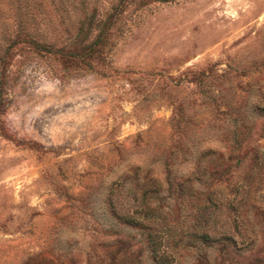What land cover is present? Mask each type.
I'll use <instances>...</instances> for the list:
<instances>
[{
	"label": "rangeland",
	"instance_id": "rangeland-1",
	"mask_svg": "<svg viewBox=\"0 0 264 264\" xmlns=\"http://www.w3.org/2000/svg\"><path fill=\"white\" fill-rule=\"evenodd\" d=\"M0 264H264V0H0Z\"/></svg>",
	"mask_w": 264,
	"mask_h": 264
}]
</instances>
